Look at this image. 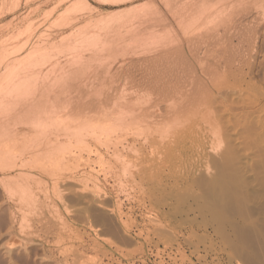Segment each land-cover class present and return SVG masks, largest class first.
<instances>
[{
	"label": "rangeland",
	"instance_id": "374dc122",
	"mask_svg": "<svg viewBox=\"0 0 264 264\" xmlns=\"http://www.w3.org/2000/svg\"><path fill=\"white\" fill-rule=\"evenodd\" d=\"M263 11L0 0L3 264H264Z\"/></svg>",
	"mask_w": 264,
	"mask_h": 264
},
{
	"label": "bare ground",
	"instance_id": "6f19581e",
	"mask_svg": "<svg viewBox=\"0 0 264 264\" xmlns=\"http://www.w3.org/2000/svg\"><path fill=\"white\" fill-rule=\"evenodd\" d=\"M167 4V3H166ZM182 4V3H181ZM165 6V5H164ZM172 6V5H171ZM194 6V5H193ZM174 7V6H173ZM222 7V6H221ZM249 10H250V8H249ZM190 11V10H189ZM222 11V10H221ZM163 12V11H162ZM256 12V11H255ZM264 12V11H263ZM219 13V12H218ZM164 14V13H163ZM216 16H217V14H216ZM259 16H260V14H259ZM256 17V16H255ZM262 17V16H261ZM156 18V17H155ZM264 18V17H263ZM262 18V19H263ZM252 19V18H251ZM213 20V19H212ZM221 22V21H220ZM222 25V24H221ZM251 26V25H250ZM259 27V26H258ZM135 31V30H134ZM178 50V49H177ZM163 53V52H162ZM166 54V53H165ZM174 54V53H173ZM151 57V56H150ZM165 57V56H164ZM159 59V58H158ZM164 59V58H163ZM180 60V59H179ZM165 61V60H164ZM172 61V60H171ZM183 61V60H182ZM186 61V60H185ZM184 61V62H185ZM149 62V61H148ZM176 62V61H175ZM147 63V62H146ZM161 64V63H160ZM173 64V63H172ZM178 64V63H177ZM147 66V65H146ZM128 68H129V66H128ZM179 68V67H178ZM165 69V68H164ZM14 70V69H13ZM130 71V70H129ZM132 71V70H131ZM13 73H14V76L16 75V73H15V71H13ZM19 73V72H18ZM145 73V72H144ZM143 73V74H144ZM130 74V73H129ZM83 75V74H82ZM164 75V74H163ZM97 76V75H96ZM128 76V75H127ZM131 76V75H130ZM141 76V75H140ZM143 76V75H142ZM124 77H126V76H124ZM134 77V76H133ZM138 77V76H137ZM146 78V77H145ZM165 78V77H164ZM167 78V77H166ZM119 79V78H118ZM117 79V80H118ZM131 79V78H130ZM137 79V78H136ZM168 79V78H167ZM129 81V80H128ZM135 81V80H134ZM162 81V80H161ZM124 82H125V80H124ZM132 82V81H131ZM137 82V81H136ZM135 82V85L137 84ZM184 82V81H183ZM116 83H118V82H116ZM147 83V81H145V80H139V83L137 84L138 86H139V84H141V85H143V84H146ZM129 84H131V83H129ZM171 84V83H170ZM84 85V84H83ZM134 85V84H133ZM147 85V84H146ZM163 85V84H162ZM115 86V85H114ZM164 86V85H163ZM162 86V87H163ZM127 87V86H126ZM125 87V88H126ZM145 87V86H144ZM165 87V86H164ZM167 87V86H166ZM118 88H120V87H118ZM136 88V87H135ZM142 88V87H141ZM140 88V89H141ZM158 88V87H157ZM179 88V87H178ZM168 89V88H167ZM126 90V89H125ZM163 90V89H162ZM161 90V91H162ZM29 92V91H28ZM9 93V92H8ZM21 93V92H20ZM10 94V93H9ZM3 96V95H2ZM5 96V95H4ZM7 96V95H6ZM3 99H4V97H3ZM2 99V100H3ZM126 102V101H125ZM40 103V102H39ZM127 105H128V103H127ZM123 108V107H122ZM123 110V109H122ZM125 110V109H124ZM131 110V109H130ZM119 114V113H118ZM129 114V113H128ZM122 117V116H121ZM8 176V175H7ZM7 181V180H6ZM29 193H30V191H29ZM1 196V195H0ZM31 196V195H30ZM29 196V197H30ZM36 198V197H35ZM5 212H6V208L4 207V205H0V228L4 225L5 226V224L6 225H11V224H13V222H15L14 221V219H13V215H10V214H8L7 216V218L5 217ZM9 213V212H8ZM5 214V215H4ZM8 227V226H7ZM8 230V229H7ZM2 233V232H1ZM3 235H0V238L2 237ZM2 240H0V242H1ZM2 247V244L0 245V264H3V262H7L8 263V258H9V260H10V257H8V251H3V249L1 248ZM4 249H6L5 247H4ZM22 251V250H21ZM28 251V250H27ZM33 251V250H32ZM28 252V253H23V254H18V256H16V257H14L13 256V258L14 259H12V262H11V264H38L39 262H36V261H38V260H35L34 258V256L32 255V254H35L36 252L35 251H33V252H35V253H33V252ZM18 252H20V251H18ZM23 252V251H22ZM13 253V252H12ZM16 253V252H15ZM14 253V254H15ZM17 254V253H16ZM15 254V255H16ZM36 255V254H35Z\"/></svg>",
	"mask_w": 264,
	"mask_h": 264
}]
</instances>
